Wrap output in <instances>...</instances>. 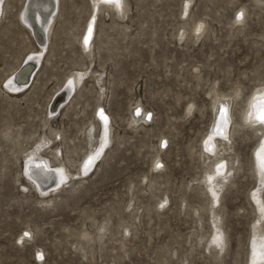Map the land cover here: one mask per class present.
I'll return each mask as SVG.
<instances>
[{"label": "rangeland", "instance_id": "1", "mask_svg": "<svg viewBox=\"0 0 264 264\" xmlns=\"http://www.w3.org/2000/svg\"><path fill=\"white\" fill-rule=\"evenodd\" d=\"M0 1V264H248L251 193L260 190L264 200V171L256 175L257 133L240 126L239 112L264 83V0H123L121 18L102 3L89 51L79 40L93 0H58L38 66L25 0ZM198 21L205 29L197 38ZM27 64L25 90L11 94L7 85ZM81 73L71 88L70 77ZM212 86L241 91L231 129L238 168L220 198L227 244L217 256L198 235L205 239L211 225L201 145L214 122ZM54 97L62 98L44 124ZM138 104L147 117L134 123ZM100 107L113 133L102 157L43 198L25 175L27 154L40 147L77 175L100 133Z\"/></svg>", "mask_w": 264, "mask_h": 264}, {"label": "bare ground", "instance_id": "2", "mask_svg": "<svg viewBox=\"0 0 264 264\" xmlns=\"http://www.w3.org/2000/svg\"><path fill=\"white\" fill-rule=\"evenodd\" d=\"M34 1H37L36 5H33ZM57 1L58 0H25L24 14L27 16V22H25V26H27L32 32L35 41L39 45L38 49H40L39 53L32 54L36 57V66L39 65V61H41L40 58L46 49V46L44 43H42V40L43 42L46 41L51 32V24L55 19V13L58 7ZM188 1L189 0H187L186 4ZM54 3H56V5L53 8ZM102 3L108 4L112 8H116L115 12L120 16V18L124 14L123 11L125 6L123 4L125 2L123 3V0H93L91 10L92 17L90 21L86 23V31L84 32L81 40H79L81 41V45H83L85 48V51H89L92 46L93 39H91V37L92 34H95L94 27L96 26V14L98 10L102 8ZM5 9L6 4H3L2 1H0V16H2ZM51 9L54 10L51 11ZM126 10L129 9L127 8ZM186 12L187 8L185 7L184 14H186ZM24 14L21 17L22 20L25 18ZM34 15L35 19H33ZM244 16V8H240L234 18V23L238 26V28L243 26L242 21ZM45 17L47 20H45ZM203 21H198L193 24L192 31L195 33L197 38L202 35V31L205 29V22ZM29 58L30 56L28 59ZM16 73L14 74L9 85H7L11 94H16L18 92L20 93V91L25 90V82H20V80H22V76H19V78L16 80ZM83 74L84 73L78 75L73 74L70 77L69 81L71 88H73L75 85L78 86L80 83V78L83 76ZM68 93H70V91H68ZM209 93L211 94L212 98L214 122L210 128V131L205 135L201 145V152L204 157L203 159L208 160L209 162L208 167L205 169L201 177V181L206 186L207 191L210 193V200L208 201L209 204L206 209L208 211V218L211 225L209 233L205 239L202 236L204 233H202V235L198 233L197 234L200 236V241L203 239V242H206V250L211 252L210 250L214 248L215 255L217 256L225 250V246L227 244L226 233L222 223V205L220 198L223 184L233 176L234 171H236L238 168V166L235 165L237 162V155L233 149V135L231 129L234 123L232 107L235 100L241 97V91L240 89H237L234 91V93H220L215 86H212V88L209 90ZM61 98L62 97H54L51 100L49 112L44 124L48 123L47 120H49V118L54 113V110L52 109L54 104ZM244 102L245 104L242 107V110L239 112V124L245 128L253 129L257 133V142L253 151V159L256 175L258 174L260 176L262 171H264V122H261V120L258 118L264 116V83L254 86L247 95ZM100 109L97 112V116L100 120V133L98 134L95 142L90 144L93 146V148L87 150L85 160L81 163L80 170L78 171V176L73 175L72 172L68 171L62 162L52 164L51 160L42 154L40 147H36L33 151L27 154L25 159V164L27 166L25 168V175L32 182L34 188L38 190L39 194L43 198L49 196L51 192H54L65 185H72L74 183L73 181H76L77 178L82 179L85 174H87V172H89V170L93 167L98 158L102 157L106 146H108L113 139V133L112 123L109 116L103 109ZM188 112L191 113V108L188 110ZM146 117L147 111L142 108L140 104L132 108L131 119L134 123L146 120ZM87 136L90 138V131ZM162 165L163 163L159 154H156L152 160V169L158 170V167ZM80 174L81 177H79ZM251 196L255 202L257 213L254 223L252 224V232L255 237L251 240V254L247 261L248 264H264V225L262 224V220H264V200L260 190H254L251 193ZM132 211L133 209L131 210V213ZM136 214L137 213H135L134 216H136ZM100 229L103 230L104 227H101ZM25 233L28 234L26 236H29L30 232ZM101 233V235H98L100 238L103 235V232ZM84 235L87 236L86 233ZM18 240L20 239L18 238Z\"/></svg>", "mask_w": 264, "mask_h": 264}, {"label": "water", "instance_id": "3", "mask_svg": "<svg viewBox=\"0 0 264 264\" xmlns=\"http://www.w3.org/2000/svg\"><path fill=\"white\" fill-rule=\"evenodd\" d=\"M37 1L33 2V5H36ZM33 69V66L30 64H27L23 66L20 70L16 73V80L19 78V76H22V80L20 82H26L28 80V77Z\"/></svg>", "mask_w": 264, "mask_h": 264}, {"label": "snow or ice", "instance_id": "4", "mask_svg": "<svg viewBox=\"0 0 264 264\" xmlns=\"http://www.w3.org/2000/svg\"><path fill=\"white\" fill-rule=\"evenodd\" d=\"M258 119H260L261 120V122H264V116H261V117H259ZM25 235H28L27 233H25Z\"/></svg>", "mask_w": 264, "mask_h": 264}]
</instances>
